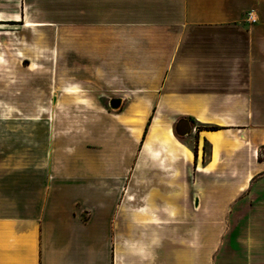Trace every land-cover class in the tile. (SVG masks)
I'll return each mask as SVG.
<instances>
[{
  "label": "crops",
  "instance_id": "1",
  "mask_svg": "<svg viewBox=\"0 0 264 264\" xmlns=\"http://www.w3.org/2000/svg\"><path fill=\"white\" fill-rule=\"evenodd\" d=\"M21 5L58 18L62 33L76 22L91 35L75 44L60 35L57 54L90 61L94 96L120 100L114 112L128 99L130 134L111 124L100 134L99 172L129 182L120 177L155 115L121 206L67 186L77 179L65 170L95 169L67 138L39 184L1 161L0 264H264V0H0V23L22 24ZM58 85L89 88L62 75ZM180 116L208 157L173 136ZM155 120L167 141L151 136Z\"/></svg>",
  "mask_w": 264,
  "mask_h": 264
},
{
  "label": "rangeland",
  "instance_id": "2",
  "mask_svg": "<svg viewBox=\"0 0 264 264\" xmlns=\"http://www.w3.org/2000/svg\"><path fill=\"white\" fill-rule=\"evenodd\" d=\"M8 4L5 3V11ZM20 10L22 24L29 20L51 26L23 27L20 23H0V28H3L0 31V163L2 161L5 171L17 176L28 173L39 184L50 168L53 170V152L64 148V143H58V139L67 138L69 144H79L83 154L89 155L86 156L89 157L88 162L95 163V169L90 171L65 170V176L77 179L76 183H68L67 186L75 188V185L83 200L91 201L92 193L93 205L121 206L125 199L123 191L131 185L132 167L135 166L142 140L135 148L130 169L120 177L123 179L126 175L129 182H117L110 175L99 172L97 163L100 145L97 138L101 133L109 131V124L118 129L121 127L130 134L125 123L131 119L125 117L128 99L118 112H114L108 97L94 96L98 87L93 79L90 61L87 65L79 64L74 59L66 60L67 66L64 65L66 61H62L57 47L60 35L73 40L72 44L88 41L91 37L81 34L76 22L67 26L62 33L58 18H42L45 14L39 8L29 13L21 5ZM61 75L80 84H87L89 88L77 95L68 94L59 88ZM154 115L152 113L146 123L149 120L151 122ZM93 127L98 128L96 140L93 139ZM194 133L192 131L189 136L180 138L174 134V126L172 128L173 136L191 149L194 155L203 154L208 157L209 145L197 148L192 142L189 143ZM259 155L264 156L263 149L259 150ZM181 196L183 199L180 197V205L185 206V196Z\"/></svg>",
  "mask_w": 264,
  "mask_h": 264
},
{
  "label": "bare ground",
  "instance_id": "3",
  "mask_svg": "<svg viewBox=\"0 0 264 264\" xmlns=\"http://www.w3.org/2000/svg\"><path fill=\"white\" fill-rule=\"evenodd\" d=\"M119 104H120V100L118 99H113L110 101V106L112 107V109H118L119 108ZM155 129H153L151 136L155 137V138H162V140L167 141V137L161 132V130L159 129V122L157 120H155ZM147 137V136H146ZM209 139L216 145V147L218 148V145L220 143V140L218 137H211L209 136Z\"/></svg>",
  "mask_w": 264,
  "mask_h": 264
},
{
  "label": "water",
  "instance_id": "4",
  "mask_svg": "<svg viewBox=\"0 0 264 264\" xmlns=\"http://www.w3.org/2000/svg\"><path fill=\"white\" fill-rule=\"evenodd\" d=\"M192 127L190 125V122L186 118H180L177 120V122L174 124V134L177 137L184 138L191 134Z\"/></svg>",
  "mask_w": 264,
  "mask_h": 264
},
{
  "label": "trees",
  "instance_id": "5",
  "mask_svg": "<svg viewBox=\"0 0 264 264\" xmlns=\"http://www.w3.org/2000/svg\"><path fill=\"white\" fill-rule=\"evenodd\" d=\"M187 119H188L189 121H191V118H187ZM149 125H150V120H149V121L146 123V125H145V128H144V131H143L142 139H141V140H144ZM204 129H205V130H209V131H218V130H220L221 128H219V127H217V126H208V127H205Z\"/></svg>",
  "mask_w": 264,
  "mask_h": 264
},
{
  "label": "built area",
  "instance_id": "6",
  "mask_svg": "<svg viewBox=\"0 0 264 264\" xmlns=\"http://www.w3.org/2000/svg\"><path fill=\"white\" fill-rule=\"evenodd\" d=\"M249 19H251V21H252V17H251V15L249 14Z\"/></svg>",
  "mask_w": 264,
  "mask_h": 264
}]
</instances>
